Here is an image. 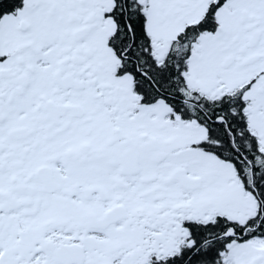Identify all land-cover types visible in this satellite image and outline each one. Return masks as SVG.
<instances>
[{
    "label": "snow or ice",
    "instance_id": "1",
    "mask_svg": "<svg viewBox=\"0 0 264 264\" xmlns=\"http://www.w3.org/2000/svg\"><path fill=\"white\" fill-rule=\"evenodd\" d=\"M0 264H264V0H0Z\"/></svg>",
    "mask_w": 264,
    "mask_h": 264
}]
</instances>
